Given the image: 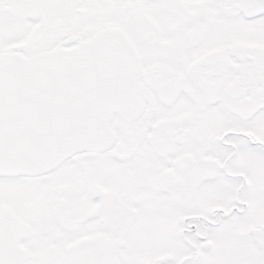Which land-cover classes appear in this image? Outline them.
<instances>
[{
  "label": "snow or ice",
  "instance_id": "1",
  "mask_svg": "<svg viewBox=\"0 0 264 264\" xmlns=\"http://www.w3.org/2000/svg\"><path fill=\"white\" fill-rule=\"evenodd\" d=\"M0 264H264V0H0Z\"/></svg>",
  "mask_w": 264,
  "mask_h": 264
}]
</instances>
